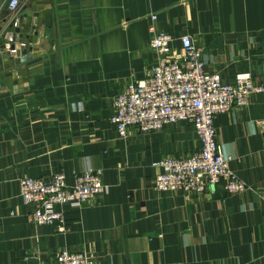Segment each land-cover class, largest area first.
Instances as JSON below:
<instances>
[{
	"label": "crops",
	"instance_id": "obj_1",
	"mask_svg": "<svg viewBox=\"0 0 264 264\" xmlns=\"http://www.w3.org/2000/svg\"><path fill=\"white\" fill-rule=\"evenodd\" d=\"M0 0V264H55L62 251L97 264H264V94L214 120L230 168L250 189L162 193L159 163L201 149L185 122L118 136L112 101L143 81L156 32L189 35L225 84L264 85V0ZM152 15L157 19L152 20ZM22 45H26L23 49ZM16 49L17 53L12 50ZM93 171L105 191L62 205L67 231L31 222L23 178Z\"/></svg>",
	"mask_w": 264,
	"mask_h": 264
},
{
	"label": "built area",
	"instance_id": "obj_2",
	"mask_svg": "<svg viewBox=\"0 0 264 264\" xmlns=\"http://www.w3.org/2000/svg\"><path fill=\"white\" fill-rule=\"evenodd\" d=\"M25 3L11 0L8 11L13 17ZM157 19L152 15V20ZM150 48L158 62L143 81L126 85L112 101V124L121 138L131 128L151 134L169 125L181 122L195 128L201 149L185 158H168L159 163L162 172L156 178V187L162 193L201 194L210 187L223 184L227 194L247 192L250 187L230 168L222 147L217 142L214 120L235 108L245 107L252 96L264 94V85H255L249 74L237 77L235 84H225L218 74L206 71L204 49L191 36L181 37V54L176 55L174 38L156 32ZM23 49L26 45H22ZM17 53V50H12ZM22 201L33 207L28 215L31 222L55 226L64 233L66 216L59 206L80 208L83 203L103 193L105 187L100 174L89 171L75 177L69 186L64 173L48 179L23 178L19 181ZM0 215V225L2 224ZM55 264H97L93 254L59 253Z\"/></svg>",
	"mask_w": 264,
	"mask_h": 264
}]
</instances>
